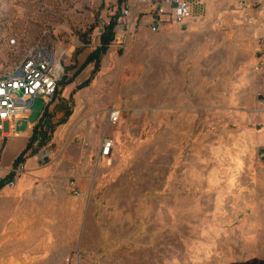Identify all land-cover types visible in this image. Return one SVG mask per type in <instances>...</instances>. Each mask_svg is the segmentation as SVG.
<instances>
[{
	"label": "rangeland",
	"instance_id": "rangeland-1",
	"mask_svg": "<svg viewBox=\"0 0 264 264\" xmlns=\"http://www.w3.org/2000/svg\"><path fill=\"white\" fill-rule=\"evenodd\" d=\"M185 1L196 23L134 29L93 77L94 64L84 65L113 0H0V74L42 37L65 55L36 151L51 152L50 165L85 192L88 215L72 222L68 264H264L230 232L255 215L260 191L207 189L230 145L222 118L239 94L232 83L251 74L264 43V0ZM49 102L36 96L14 131L37 125ZM112 104L123 111L114 126ZM108 136L116 148L102 158Z\"/></svg>",
	"mask_w": 264,
	"mask_h": 264
},
{
	"label": "crops",
	"instance_id": "crops-1",
	"mask_svg": "<svg viewBox=\"0 0 264 264\" xmlns=\"http://www.w3.org/2000/svg\"><path fill=\"white\" fill-rule=\"evenodd\" d=\"M196 19L194 16L190 24L196 23ZM263 44L259 43L253 58L251 74L244 76L242 70L243 75L232 83V89L239 94L227 105L222 118L229 125L224 133L230 145L224 165L209 173L207 186L226 192L260 191L255 200V215H248L246 222L240 221L245 222L243 225L230 232L246 239L247 252L262 262L259 255H264V105L258 100V92L264 88V71L256 73L254 66ZM21 121L9 125L15 128ZM37 125L0 133L3 174L27 150ZM237 126L240 128H234ZM47 151L37 152L35 146L27 152L25 174L14 188L0 190V264H68L65 259L72 251V222L88 215V205L84 208L81 196L73 197L70 182H66L70 177L50 165L51 152L48 151V158L41 159ZM79 190L85 194L82 187ZM228 233L229 229H225L224 236Z\"/></svg>",
	"mask_w": 264,
	"mask_h": 264
},
{
	"label": "built area",
	"instance_id": "built-area-1",
	"mask_svg": "<svg viewBox=\"0 0 264 264\" xmlns=\"http://www.w3.org/2000/svg\"><path fill=\"white\" fill-rule=\"evenodd\" d=\"M113 1L116 11L110 19L102 21L103 27L98 31L100 37L113 21L116 23L115 39L129 37L138 27L147 28L150 32L159 34L172 26L185 27L194 21L192 8L185 0ZM216 26L219 27L220 23ZM44 39L45 37H42L26 51L24 58L15 69L0 74V132L4 131L5 123L14 124L21 121L33 106L36 96H44L50 101L46 113L58 96L62 79L65 76V55L57 52ZM254 71L256 73L264 71V44L258 53ZM258 100L264 105V88L262 87L258 92ZM122 115L123 111L112 104L108 110V124L117 125ZM11 129L14 130V125ZM116 144L113 137H106L102 141L101 157L112 156ZM48 156L47 151L41 155V159L48 158ZM25 172L24 162L15 164L7 174H3V170H0V189L2 187L14 188ZM70 187L75 195H83L75 183L72 182Z\"/></svg>",
	"mask_w": 264,
	"mask_h": 264
},
{
	"label": "trees",
	"instance_id": "trees-1",
	"mask_svg": "<svg viewBox=\"0 0 264 264\" xmlns=\"http://www.w3.org/2000/svg\"><path fill=\"white\" fill-rule=\"evenodd\" d=\"M115 27H116V23H115V21H113L111 23V25L105 30L104 34L100 37L99 47H97V49L88 57V59L85 62L84 67H87L90 64H94V71H93V75H92L93 77H94V75H96L98 73V71L100 69L102 57L107 53L109 47L114 42ZM46 116H47V113L45 112L41 122L39 123V125H37L35 127L34 134H33L32 138L30 139L27 150L17 159L15 164L24 162L27 152H29L31 149H33L35 147V145H41L42 144L43 138H42L41 133L39 134L38 131H39V128L42 127V125L44 126V123L46 122Z\"/></svg>",
	"mask_w": 264,
	"mask_h": 264
},
{
	"label": "water",
	"instance_id": "water-1",
	"mask_svg": "<svg viewBox=\"0 0 264 264\" xmlns=\"http://www.w3.org/2000/svg\"><path fill=\"white\" fill-rule=\"evenodd\" d=\"M48 161V159L46 160V162Z\"/></svg>",
	"mask_w": 264,
	"mask_h": 264
}]
</instances>
